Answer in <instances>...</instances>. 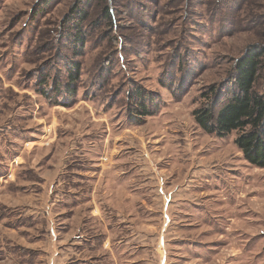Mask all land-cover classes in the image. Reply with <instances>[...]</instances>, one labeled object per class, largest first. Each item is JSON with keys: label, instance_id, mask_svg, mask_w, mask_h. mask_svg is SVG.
Masks as SVG:
<instances>
[{"label": "rangeland", "instance_id": "374dc122", "mask_svg": "<svg viewBox=\"0 0 264 264\" xmlns=\"http://www.w3.org/2000/svg\"><path fill=\"white\" fill-rule=\"evenodd\" d=\"M252 48L264 93V0H0V264H264V168L193 116Z\"/></svg>", "mask_w": 264, "mask_h": 264}, {"label": "trees", "instance_id": "16d2710c", "mask_svg": "<svg viewBox=\"0 0 264 264\" xmlns=\"http://www.w3.org/2000/svg\"><path fill=\"white\" fill-rule=\"evenodd\" d=\"M70 14H73V17L68 15L67 19L71 20L74 27L72 37L76 54L83 47L81 32L76 29L79 27L78 22H81L84 17V12H77L75 8H72ZM78 16L81 17L76 22L75 19ZM103 17L109 19L110 15L107 9L103 10ZM262 53L261 50L252 48L235 62V76L231 80L229 91L223 95L219 107L216 104H211L193 111L195 122L204 133L225 138L235 132L234 145L244 159L256 168H264V93L256 89ZM77 72L78 65H74L73 70H69L70 84L77 80ZM59 89L55 88L52 95L47 94L46 91H42V94L48 100H51L54 95L53 99L56 100L60 96ZM210 90L211 94L216 92L215 87ZM129 98L132 101L130 112L132 118L139 119L138 115L148 116L151 114L148 109L153 100L146 99V96L138 90H134Z\"/></svg>", "mask_w": 264, "mask_h": 264}, {"label": "crops", "instance_id": "0c3cea01", "mask_svg": "<svg viewBox=\"0 0 264 264\" xmlns=\"http://www.w3.org/2000/svg\"><path fill=\"white\" fill-rule=\"evenodd\" d=\"M81 251V250H80Z\"/></svg>", "mask_w": 264, "mask_h": 264}]
</instances>
